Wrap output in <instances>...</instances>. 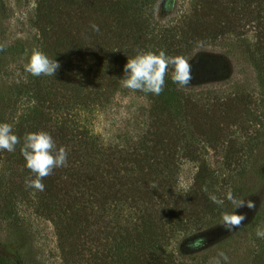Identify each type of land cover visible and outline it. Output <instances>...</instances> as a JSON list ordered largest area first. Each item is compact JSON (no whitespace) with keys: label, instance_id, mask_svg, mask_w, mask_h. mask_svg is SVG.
Wrapping results in <instances>:
<instances>
[{"label":"trees","instance_id":"obj_1","mask_svg":"<svg viewBox=\"0 0 264 264\" xmlns=\"http://www.w3.org/2000/svg\"><path fill=\"white\" fill-rule=\"evenodd\" d=\"M159 3L37 0L39 51L61 67L54 77L26 73L25 80L12 85V107L22 104L24 110L8 124L21 144L7 152L5 161L11 175H17L14 165L24 170L25 182L31 173L20 153L22 138L44 131L57 148L67 150L68 164L42 181V192L9 186L0 196L5 200L0 218L16 220L18 198L33 194L40 215L55 225L65 264H209L192 258L197 249L189 247V236L205 218L220 217L231 205L225 196H217L224 199L222 207L209 199L220 176L204 160V150H220L229 160L223 161L226 168L237 165L232 160L244 147L235 151L236 141L223 136L227 125L220 118L234 104L250 113L251 98L239 92L217 104L214 97H194L187 89L212 73L210 59L194 55L198 47L239 32L243 26L235 24L245 20L255 23L258 34L248 58L264 95V0H194L174 25V18L163 23L158 18L165 12L164 7L157 12ZM0 49L2 56L23 53L18 43ZM161 50L190 63L189 85L174 84L170 69L159 96L135 91L148 103L145 130L124 145L105 144L93 131V119L120 90L124 65L138 51ZM250 114L251 119L239 122L242 131H250L242 128L245 122L257 124ZM181 157L197 163L185 193L174 187ZM179 236L181 243L176 240L171 247L170 241ZM254 254L256 261L264 257V242L257 243ZM26 257L21 245H6L0 264H29Z\"/></svg>","mask_w":264,"mask_h":264},{"label":"rangeland","instance_id":"obj_2","mask_svg":"<svg viewBox=\"0 0 264 264\" xmlns=\"http://www.w3.org/2000/svg\"><path fill=\"white\" fill-rule=\"evenodd\" d=\"M157 12L161 13V22L171 18L180 21L182 15L188 14L194 0H160ZM37 0H0V45L10 47L14 44L22 45L23 53L0 55V123H9L22 112L23 105L12 107L11 87L26 79L25 65L28 63L33 51L39 50L38 32L35 26ZM156 17V19H158ZM253 21L252 19H249ZM243 26L238 32L227 35L216 42L198 47L194 55L210 59L212 73L197 85L188 86V91L194 97L212 98L217 104L235 93L250 99V113L253 122H245L244 127L250 131H242L239 122L251 119V114L245 113L242 106H228L230 114L221 116L224 121L226 140L236 141L237 153L232 161H237V166L226 168L220 150H204V160L216 175L219 174L214 195L225 196L230 190L238 200H251L255 208L247 207L236 209L232 204L223 211L220 217L205 218L197 227L192 228L194 233L189 237V243L203 238L205 244L193 253L197 261L205 262L216 257L221 251L225 252L230 264H262L264 257L256 261L254 253L257 243L264 239L257 237V229L264 230V95L257 80V73L248 58V49L255 43L258 44L255 23L241 20L235 26ZM211 92L212 94L209 95ZM250 95V96H249ZM25 100V99H24ZM23 100V101H24ZM212 100H204L212 103ZM21 103V101H20ZM146 99L135 92L120 87L110 104L95 115L93 131L99 135L105 144L124 145L136 139L146 128ZM24 110V107H23ZM217 117V115H216ZM225 128V127H224ZM200 143V142H199ZM203 146V143H200ZM7 151L0 152V196L10 191L9 186L19 189L24 186V170L13 166L17 175H11V170L5 161ZM179 163L177 183L174 186L177 192H187L193 184V177L197 170V163L185 158H178ZM13 174V173H12ZM221 180L223 182H221ZM175 188L173 190H175ZM30 195V196H29ZM18 198V216L16 220L7 221L0 218V252L6 245H21L22 250L28 253L29 264H65L58 247V238L55 225L40 215L37 210V199L29 193ZM32 196V197H31ZM3 198V197H2ZM0 198V206L5 203ZM224 213L245 215L246 219L231 231L222 226ZM181 236L170 241L171 247L175 242L181 243ZM24 242L27 244L24 247Z\"/></svg>","mask_w":264,"mask_h":264},{"label":"clouds","instance_id":"obj_3","mask_svg":"<svg viewBox=\"0 0 264 264\" xmlns=\"http://www.w3.org/2000/svg\"><path fill=\"white\" fill-rule=\"evenodd\" d=\"M95 32L99 27L91 25ZM2 50V49H0ZM61 65L50 59L42 51L35 50L25 65V71L34 77H54ZM171 69V80L180 88L187 87L192 79L191 65L182 56H168L161 50L158 54L153 52L138 51L137 55L127 60L124 65V76L121 79L122 87L133 92L139 91L145 94L159 96L165 88V78ZM20 153L26 161L25 167L31 175L26 178L25 185L37 191H44L43 180L53 173L54 169L67 167V150L64 147L57 148L52 136L44 131L26 133L22 138ZM21 144V138L14 134L12 126L6 122L0 123V152H14L16 146ZM203 191L207 192L204 187ZM209 199L217 206L224 205V199L214 194H209ZM225 199L236 209L247 207L249 210L255 208L253 201L238 200L232 191L225 194ZM222 226L231 231L238 227L246 219L245 215L224 213L221 217ZM256 235L264 239V230L257 229ZM205 240L200 238L194 240L189 247L200 248ZM209 264H230L228 255L221 251L216 257L210 259Z\"/></svg>","mask_w":264,"mask_h":264}]
</instances>
